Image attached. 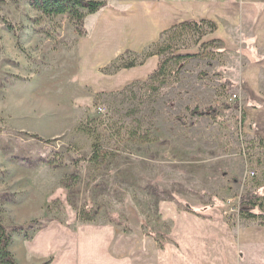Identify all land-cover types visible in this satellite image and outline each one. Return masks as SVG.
I'll list each match as a JSON object with an SVG mask.
<instances>
[{
  "label": "rangeland",
  "instance_id": "rangeland-1",
  "mask_svg": "<svg viewBox=\"0 0 264 264\" xmlns=\"http://www.w3.org/2000/svg\"><path fill=\"white\" fill-rule=\"evenodd\" d=\"M92 1L104 8L86 16L78 34L66 16L0 0V222L11 232L9 247L51 223L81 224L76 212L85 207L95 211L94 224L117 228L116 250L135 264H154L179 214L223 221L239 234L264 231L236 209L247 193L264 209V57L248 55L237 32L236 49L211 42L220 25L202 36L163 33L160 48L189 58L166 76L153 103L141 85L95 96L87 85L101 87L95 46L113 43L119 51L149 33L140 17L110 12H127L136 0ZM97 18L92 50L80 43L78 73V41L90 37ZM148 49L125 59L144 63ZM120 57L99 74H115ZM194 108L213 117L191 118L186 110ZM70 176L77 183L66 189ZM31 221L32 230L14 231ZM239 264H264V245L241 249Z\"/></svg>",
  "mask_w": 264,
  "mask_h": 264
},
{
  "label": "crops",
  "instance_id": "crops-1",
  "mask_svg": "<svg viewBox=\"0 0 264 264\" xmlns=\"http://www.w3.org/2000/svg\"><path fill=\"white\" fill-rule=\"evenodd\" d=\"M132 4L127 12H110L140 17L149 35L146 41L133 47L119 48V51L113 43L95 46L96 56L93 59L97 65L93 77L97 78L101 87L95 89L93 84H87L95 96L119 92L131 84L145 82L157 68V56L113 75L103 76L99 71L125 52L141 54L157 44L163 33L184 22L205 21L220 25L211 40L221 42L230 49H236L237 32L245 41L244 50L247 51V47L250 49L248 55L264 57V0H136ZM97 20L90 37L78 41V73L82 68V56L78 51L80 43L92 50L96 41L93 34ZM258 68L260 73H264V64ZM104 83H108L107 87ZM176 216L172 219L169 243L156 250L154 264H239L241 249L249 245H264L262 229H243L239 234L223 221L211 222L185 213ZM118 242L117 228L111 224L51 223L33 232L28 241L15 236L8 249L16 264H39L50 257V264H135L132 256L116 250Z\"/></svg>",
  "mask_w": 264,
  "mask_h": 264
},
{
  "label": "trees",
  "instance_id": "trees-1",
  "mask_svg": "<svg viewBox=\"0 0 264 264\" xmlns=\"http://www.w3.org/2000/svg\"><path fill=\"white\" fill-rule=\"evenodd\" d=\"M28 5L37 13L41 14L45 17H60L66 16L70 22L74 25L78 34H83L84 28V19L88 15H93L97 13L99 10L104 8V4L92 0H26ZM211 29L214 30L215 26L212 23L200 21V22H184L181 23L170 30L166 31L161 39L164 36H177V35H170L178 33H200L202 35V30ZM160 39V40H161ZM211 42H218V41H211ZM159 43L152 45L144 54L143 58H149L151 56H157L159 61L157 63V68L155 71L148 77L146 82L143 83H134L131 84L130 87H138L142 86L146 89L144 99L148 101V103L154 102V97L159 88L165 84V78L169 74L174 75L179 74L182 70L186 60H188L189 55H176L175 53L168 54L167 51L169 47L166 45L165 47H159ZM129 55L125 53L122 57H120L116 63H120L119 65L113 67L115 64L111 66L114 68V72H117L122 69H131L137 65H141L142 62H138L139 59L133 58L131 60H126L125 56ZM142 56V55H141ZM165 56V57H163ZM163 58V59H162ZM110 68V67H109ZM172 69V70H171ZM158 84V85H156ZM228 87L230 86L229 82H225ZM129 87V86H128ZM188 115L191 118H209L213 117L212 113L208 110H199L198 108H194L192 110H186ZM180 121V118H177ZM98 158V157H97ZM96 160V159H95ZM57 162V163H55ZM51 161L49 165L58 166L59 161ZM76 176L68 177L66 179H70V182L64 184L66 189H70V186L77 183ZM70 184V185H68ZM71 186V187H72ZM237 212L239 213L240 217L246 220H260V225H264V209L263 205L260 203V198L253 193H247L243 197H240L237 205H236ZM259 210V214H255L254 212ZM76 218L81 223H93V217L95 215V211L89 208H83V210L76 212ZM36 224L35 221H31L27 223L25 226L17 227L14 229L15 232H24L28 230H32L33 226ZM34 232V231H33ZM165 240V239H164ZM164 240L162 242H158L159 248L164 245ZM11 242V232H8L0 222V264H16L15 261L12 259L11 255L8 252V248ZM50 260L44 262L43 264H49Z\"/></svg>",
  "mask_w": 264,
  "mask_h": 264
},
{
  "label": "built area",
  "instance_id": "built-area-1",
  "mask_svg": "<svg viewBox=\"0 0 264 264\" xmlns=\"http://www.w3.org/2000/svg\"><path fill=\"white\" fill-rule=\"evenodd\" d=\"M98 112H101V110H100V109H98Z\"/></svg>",
  "mask_w": 264,
  "mask_h": 264
}]
</instances>
